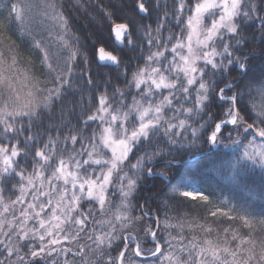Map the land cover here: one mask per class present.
<instances>
[{"label":"snow or ice","instance_id":"1","mask_svg":"<svg viewBox=\"0 0 264 264\" xmlns=\"http://www.w3.org/2000/svg\"><path fill=\"white\" fill-rule=\"evenodd\" d=\"M173 2L171 18L165 5L164 15L159 17L155 30L151 25L139 26L149 49L143 66L133 71L126 90L117 88L111 96L107 91L98 96L95 111L83 121L85 128L91 126L89 122L95 123L98 131L94 129L87 142L79 133L70 131L64 137L65 143L70 140L73 145L68 155H65L68 152L66 146L57 147L59 135L49 136L41 147V141L32 134V127L42 112L50 110L62 97L65 87L70 84L68 76L72 65L66 64L63 68L53 65L49 51L36 41L34 46L44 52L49 73H55L52 87H45L21 66L14 42H5L9 39L7 32L12 19L23 24L25 8L31 11L32 6L13 3L9 21H0V193L4 190V181L19 178L18 184H13L19 191L14 200L5 203L0 195V217L17 204L26 205L20 209L19 217L13 216V220H19L14 232L11 221L0 220V232L5 238L0 239V245H4L0 254L6 252L7 258L15 256L19 264H36L37 260L55 264V261H47L53 253L63 254L64 264H69V254L73 258L71 264H100L105 250L110 249L112 241L118 238L117 225L121 231H126L134 219H140L128 214L130 198L141 177L154 175L153 162L163 154L159 144H166L171 150L178 143L195 146L202 140L215 148L224 142L226 130L227 139L233 145H239V139L232 140V133L235 131L239 136L242 128L243 133H254V136L243 147L242 154L228 162L231 180L240 183L249 166L264 169V77L259 81L250 80L245 85L247 94L241 89L226 95L234 87L233 83L219 87L218 99L228 105L222 116H214L209 111V93L217 88L206 79L209 73L223 76L230 66L238 67L242 75H247L246 63L239 57L234 58V52L243 42L242 22L257 17L259 27L264 29V17L258 15L255 0ZM44 8L51 9V13L45 11V18L53 20L59 28L67 29L68 21L63 13L56 11L54 3H45ZM156 8H159V0ZM114 11H105L104 16L113 20ZM150 15L147 0H133L132 17L124 22H114L111 28L116 40L121 43L126 40L127 45L132 46L131 29L135 19ZM168 24H173L179 31L163 38L162 29ZM153 31L157 35L154 36ZM61 43L67 48L62 37ZM98 53L100 61L119 66L117 55L103 47ZM77 55L78 52L73 51L68 59L75 60ZM129 93L131 103L126 99ZM256 96H259V103ZM205 115L208 119H204ZM20 136L25 137L24 147H21ZM77 144H80L78 151L75 150ZM33 148L32 172L25 175L27 165L21 168L19 160ZM134 155L135 162L132 160ZM172 190L180 197L194 201L198 198L205 204L209 202L208 196L182 190L180 186H174ZM85 201L90 205L87 212L82 211ZM97 211L101 219L96 218ZM210 215L239 221V225L224 228L223 233H219L211 225L183 218L178 224L165 221V228H180L181 235L172 237V240H179L178 246L165 241L172 251H164L156 231L149 227L145 231L155 243L154 250L143 249L135 236H124L125 250L119 253L116 264H125L130 240L137 241L133 252L141 259L139 262L129 260V264H149L151 257L157 258L152 264H264V212L257 220L248 207L233 205L227 209L217 207ZM29 221H34L32 227H28ZM5 223L9 231L3 230ZM89 224L93 225L92 229L88 228ZM185 226L193 233L187 244L182 234ZM241 228L247 229V234L240 231ZM195 229H200L201 235L197 236ZM82 233L91 244L79 243ZM13 236L17 237L15 245L10 243ZM30 239L38 240L39 246L28 243ZM73 243L78 250L56 247ZM24 247L27 252L21 255ZM93 253L94 260L89 258ZM0 264L5 261L0 260ZM105 264H113L110 255Z\"/></svg>","mask_w":264,"mask_h":264},{"label":"trees","instance_id":"2","mask_svg":"<svg viewBox=\"0 0 264 264\" xmlns=\"http://www.w3.org/2000/svg\"><path fill=\"white\" fill-rule=\"evenodd\" d=\"M13 3L32 6L30 15L28 14L26 20L24 19L23 24L12 19L7 32L9 39L5 41L6 43L14 42L13 46L19 53L21 66L26 67L30 75L43 82L45 87H52L55 73H49L43 59L44 52L34 46L36 41H39L42 47L49 51L53 65H59L61 68L65 67L66 64L72 65V71L68 76L70 84L65 87L62 97L52 105L50 110H44L32 127V134L41 141V147L49 136L55 138L59 135L60 141L57 147L66 146L68 152L65 155H68L73 150V145L70 140L65 143L64 137L68 136L70 131L79 133L85 142L92 135L94 129L98 131L95 123L89 122L91 126L87 128L83 123L87 116L95 111L98 96L105 91L111 96L117 88L126 90L127 81L132 78L133 71L137 67L143 66L144 57L148 54L149 49L144 32L138 30L139 26L151 25L152 29L155 30L159 17L164 15L165 5H167L169 18H171L174 2L173 0H159V8H156L157 0H147L151 15L143 19L139 17L135 19V24L131 29L133 45L128 46L125 40L122 47L114 45L111 28L114 26V22H124L132 17L133 0H123V3H120V0H0V21L5 23L9 21ZM45 3H54L56 11L63 13L68 21L66 30L59 28L53 20L45 18V11L51 13V9L44 8ZM255 3L258 15L264 17V0H255ZM113 9H115L114 19L109 20L104 16V12L113 11ZM38 10L42 11L43 16H36ZM259 24V19L253 17L252 20L242 22L240 26L243 42L236 48L234 58L239 57L241 61L246 63L247 75H242L238 67L230 66V70L223 76L220 73L215 76L209 73L206 77L209 84L217 88L216 91L209 93V111L214 116H222L228 106L218 99L219 87L233 83L234 87L227 91L226 95H231L241 89L247 94L248 90L245 85L250 80L259 81L261 77H264V29H261ZM177 31L179 29L175 28L173 24H168L162 29L163 38H166L170 33L175 34ZM153 35L155 36L157 33L153 31ZM61 37L63 43L67 44V48L62 46ZM100 47L116 54L120 58L119 66H99L96 63L95 55ZM73 51L78 52V55L75 60L70 61L68 58ZM89 80L92 81L91 84ZM126 99L128 103H131L132 95L129 93ZM256 100L259 103V96H256ZM194 119L200 120L199 117H194ZM204 119H208V116L205 115ZM200 122L202 123L203 120ZM228 127L231 128L232 126L229 125ZM187 135L190 141V131ZM245 136L247 139L244 138ZM253 136L254 133L251 135L243 133L242 128L239 136L233 131L232 140H240L239 145H233L231 140L227 139L228 132L225 130L224 142L214 150L202 140L197 141L195 146H191L187 142L178 143L171 147V150L166 144H159L158 146L163 149V154L153 162L154 175L147 176L145 174L141 177L136 191L130 198L128 214L133 218L139 217L140 219H134L126 231H121L120 226L117 225L116 235L118 238L112 241L110 249L105 250V255L101 258L100 264H105L109 255L112 257L113 264H116V258L125 246V235H134L137 241L141 242L143 249L155 246L149 240L141 239L144 237V231L141 230L142 224L143 227H146L147 225L150 226L151 223V228L154 229L155 227V221L145 218L144 213L155 216L159 221L156 234L164 251H172L165 241H171L173 245L178 246L179 240H172V237L181 235L179 227L165 228V221L170 224H178L183 218L187 221L211 225L215 231L223 233L224 228L238 227L239 221H228L219 215L212 217L210 213L217 207L227 209L233 205L237 208L248 207L251 212L256 214L258 220L259 214L264 212V169L259 166H249L242 181L234 183L231 180V170L227 166L228 162L234 161L236 157L242 154L243 147ZM19 139L22 142L21 147H24L25 137L20 136ZM225 144L228 146L225 147ZM79 149L80 144L75 145V150L78 151ZM34 151L33 148L30 154L22 155L19 160L21 168L27 165L25 175L32 172V154ZM210 151L211 153H209ZM204 153L206 154L202 155ZM132 160L135 162V155ZM18 182L19 178L3 182L4 190L0 195H3L5 203L14 200L19 195L18 188H13V184H18ZM174 186H180L182 190L195 188L198 194L208 196L209 202L205 204L198 198L194 201L190 198L180 197L178 193L173 192ZM28 198L30 199V197ZM224 201L227 203H222ZM23 207L26 205L17 204L13 206V209H10V212L1 218L8 221L10 218L13 219L14 215L19 217L20 209ZM89 207L87 201L83 202L82 211L87 212ZM112 207L115 208V203ZM95 214L97 219L102 218L98 211ZM1 218L0 220H2ZM13 221L14 225L11 231L14 232L19 220ZM33 224L34 221H29L28 227H32ZM7 227L8 225L5 223L4 230ZM92 227L93 225L89 224L88 228L92 229ZM240 231L247 234L248 230L241 228ZM194 233L197 236L201 235L200 229H195ZM182 234L185 237L184 243L187 244L193 233L185 226ZM81 235L83 238L79 241L80 244H91V241L83 233ZM256 235H260L259 231L256 232ZM10 243L15 245L17 237L13 236ZM28 243L38 247L40 242L30 239ZM72 245L76 248L75 243ZM3 247L4 245H0V250ZM133 249L134 245L129 243L125 264H129V260L140 261L141 258L135 257ZM26 252L27 247H24L21 255ZM89 258L94 260L95 254H90ZM67 259L71 264L73 258L70 254ZM0 260H4L5 264H19L15 256L7 258L6 252L0 254ZM152 261H157V258L151 257L149 264ZM36 264H45V261L37 260ZM57 264L62 263L58 260Z\"/></svg>","mask_w":264,"mask_h":264},{"label":"rangeland","instance_id":"3","mask_svg":"<svg viewBox=\"0 0 264 264\" xmlns=\"http://www.w3.org/2000/svg\"><path fill=\"white\" fill-rule=\"evenodd\" d=\"M35 13V12H34ZM28 14L30 15V11H28V9H26L25 8V20L28 18ZM36 16L37 17H39V16H43V13H42V11L41 10H38L37 11V13H36ZM186 191H190V192H194V193H197V190L195 189V188H193V189H186ZM1 218V217H0ZM2 219V218H1ZM3 220V219H2ZM8 221H11L12 222V225H14V221H13V219H11L10 218V220H8ZM8 225V224H7ZM151 223H150V226L149 225H147L146 227L144 226L143 227V224H142V227H141V230H143L144 231V237L143 238H141V239H144V241L147 239V240H150L151 239V235L150 234H147L146 233V229L147 228H149V227H151ZM4 230V229H3ZM9 230V228L7 227L4 231H8ZM125 236H127V235H125ZM131 236H134V235H129V237H131ZM0 239H5L4 238V236H3V233L2 232H0ZM135 241H131L130 240V242L129 243H134ZM57 248H62V247H71V248H74L73 247V245L72 244H65V245H57L56 246ZM154 248H155V246L154 247H149V248H147L146 247V249H148V250H154ZM75 250H77L76 248H74ZM58 260H59V262H61L62 264H64V261H65V256L63 255V254H57V253H53V256L52 257H49V259H47V261H55V264H57V262H58ZM150 264H152V263H150Z\"/></svg>","mask_w":264,"mask_h":264},{"label":"water","instance_id":"4","mask_svg":"<svg viewBox=\"0 0 264 264\" xmlns=\"http://www.w3.org/2000/svg\"><path fill=\"white\" fill-rule=\"evenodd\" d=\"M111 35H112L113 41H114V43H115L116 46H119V47H120V46L123 45V43L118 42V41L116 40L115 35H114L112 32H111ZM98 57H99V53H98V51H97V53H96V61H97V64H98V65H100V66H108V67H114V66H116V65H114V64H111L110 62L100 61Z\"/></svg>","mask_w":264,"mask_h":264},{"label":"bare ground","instance_id":"5","mask_svg":"<svg viewBox=\"0 0 264 264\" xmlns=\"http://www.w3.org/2000/svg\"><path fill=\"white\" fill-rule=\"evenodd\" d=\"M104 67H108V66H104Z\"/></svg>","mask_w":264,"mask_h":264}]
</instances>
